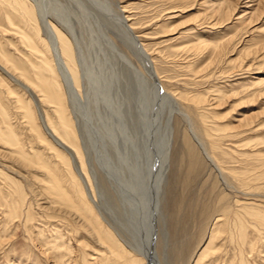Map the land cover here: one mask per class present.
Here are the masks:
<instances>
[{"label":"rangeland","instance_id":"1","mask_svg":"<svg viewBox=\"0 0 264 264\" xmlns=\"http://www.w3.org/2000/svg\"><path fill=\"white\" fill-rule=\"evenodd\" d=\"M37 1L41 4L38 7L45 9L55 24L62 28L64 25L75 36L84 83L80 94L72 95V110L82 132L83 160L103 213L109 216L119 236L131 241V245L133 242L136 244L133 245L137 254L145 248L146 232L155 210L152 188L156 184L154 177L157 176L154 175L159 170L165 147L161 144L166 141L169 116L172 137L163 212L167 216L169 231L176 234L173 232L172 251L180 247L181 239L186 235L188 241L187 249L180 251L182 254L175 258L174 264H194L195 255L209 241L207 237H210L218 219L229 222L234 219V213H244L245 210L264 213L263 23L252 30L247 29V25L234 24L231 29L219 31L210 28V20L197 18V15L205 13L206 6L193 0L187 4L184 0ZM186 5L195 9L172 18L173 12L170 11ZM5 13L13 17L14 26L6 21ZM116 15L126 16L133 30L138 32L155 63L159 84L177 96L183 107H189L185 108L192 115L196 129L202 133L207 148L227 173L224 178L202 155L184 121L174 112L170 115L171 108L165 95L160 91L161 95L159 90L157 92L153 83L147 81L144 62ZM18 28L33 37L35 35L22 16L15 11L3 12L0 7V51L37 83L32 64L41 65V57L33 53L35 51L21 37L24 33ZM171 31L175 33L168 34ZM198 37L206 42L208 51L207 48L198 50L199 46L193 47ZM230 38L231 44H227ZM217 42V52H211V43ZM35 45L38 50L46 52V59H51L42 39L34 41ZM43 74L50 82L53 81L45 70ZM257 78L262 81L261 84H256ZM14 87V95L24 106L13 107L14 110L10 111L13 128L31 155L35 154L37 159L38 154L51 164V169L59 174L64 188L72 195L62 164L53 153L48 152L47 143H42L36 132L29 129L31 123L23 116L24 109L33 108L36 112L35 105L30 104L31 98L22 88ZM221 95L224 97L218 99ZM198 96L207 97L202 107H206L204 110L208 112L211 137L205 136L198 111L191 105L192 98ZM214 102V108L208 105ZM217 103L219 107H215ZM48 115L51 121H56L53 112H48ZM244 116L246 120L242 123L237 120ZM35 118L34 129L38 127L41 130L38 134L44 135L43 138L48 141L37 113ZM7 165L12 166L16 173L6 170ZM0 168L9 172L15 182L23 186L26 194L22 202L8 183L0 178V264L104 262L105 255L98 253L104 252L105 247L83 228L84 220L57 208L53 209L55 214L51 212L54 203L42 190L50 179L44 170L34 168L25 172L19 163L3 160L0 161ZM10 202H18L19 212H13ZM116 210L122 213L121 216ZM122 215L128 217V222L132 220L129 225L127 221L120 222L118 218H125ZM251 220L249 216L242 219L248 233L242 251L248 258V264H264V242L255 231L256 227L259 228L257 222ZM260 229L264 232V228L260 226ZM220 238L213 244L215 255L202 264L239 263L241 252L236 244L228 239L226 233ZM159 240L158 234L159 247L156 246V251L159 262L166 264L162 239ZM252 245L259 247V252L252 250Z\"/></svg>","mask_w":264,"mask_h":264},{"label":"bare ground","instance_id":"2","mask_svg":"<svg viewBox=\"0 0 264 264\" xmlns=\"http://www.w3.org/2000/svg\"><path fill=\"white\" fill-rule=\"evenodd\" d=\"M185 1L187 4L189 3V1L191 2L192 0H184V2ZM193 1L197 2V4H200L198 2H201L202 5L206 6V9L204 11L205 13L203 15L202 14L197 15L198 16L197 18L203 17L206 19V21L210 20L212 24L211 26L209 25L210 28H215L219 31L231 29V26L234 24H242L243 26L247 25L248 27L247 29H251V30L257 27L258 24H261V23L264 24V0H193ZM29 2H32L33 4L32 3L29 4ZM39 2L40 1H37V0L35 1L34 0H0V7L3 12H5V10L15 11L17 14L23 17V21L27 23L28 29L31 32L33 31V33H35L33 37L31 36V34L26 33L25 31L22 32V30L18 28L22 33H24L21 37H23L25 42L28 43L27 45H29V47H31V49L35 51L33 53L41 57L40 62H42L41 65L32 64L33 74L38 80L37 83H35L28 77L29 74L20 70L19 67L16 65V63L11 58H9L6 54L2 53V50L0 51V86L2 87V88L0 87V107H1L0 109V161L1 160L7 161V162L13 161L15 163H19V165L21 166V169L25 172H30V170H33L34 168H40L46 172L47 176L50 179L48 180V182L44 184V187L42 190L44 192V195H46L52 200L51 201L52 204L54 203L52 206L51 212L54 211L53 209L57 208L61 211H65V212L67 211L68 213L74 214V216L76 215L80 219L84 220V222L82 223L83 228H85L91 236H94V238H97V240L101 243V246L105 247L104 252L98 251L99 252L98 254L105 255L106 257L104 262H102V264H160L159 262L160 260H159V257L156 251V246H158V234L160 236V240L162 239L161 241L160 240L159 241L162 244V248H163L162 254L165 259V263L174 264L175 258L179 256L180 253L182 254V252L180 251L187 249L186 246H187L188 241H187V235H186L185 237H183V239H181L180 247L179 248L177 247L176 249H174V251H172L173 249L172 245L174 244L173 240L176 234L173 231L175 234L173 235V232L169 231L167 216L163 212L164 211L163 200L165 199L164 198V193H165L164 187H165L166 180H167L166 176H167V168L169 166L170 142H171V137H172L171 136L172 135V125L170 122L171 116L169 117L167 116L168 123H167V128L165 129L166 134H167L166 141L164 144H161L165 147L162 152V157L160 158V165L158 167L159 170H157V174L155 173L154 175V176H157V178L154 177V179H156L155 181L156 184H154L155 187L152 188L154 190L153 191V197H154L153 205L155 207V210H154V213L152 214L149 231L146 232L147 242H146V245L144 244L145 248L144 250L139 251V253L137 254V250L134 249L135 248L134 246L136 244L133 242V244L135 245L133 244L131 245L130 243L131 241L129 242L124 237L119 236V233L117 229L114 227V225H112L109 216L108 215L106 216L103 213L101 204L97 200V196L94 190V185L92 184L91 176L89 175V171L87 167L85 166V163L83 160V149H82L83 142L81 140L82 132H80V129H79L80 127H78V124L76 123L78 122V120L77 121L75 120L76 118L73 115L74 112L72 110L73 108L72 95H75V96L79 95L81 92V88L83 87V83H84L83 78H82L81 69H80L81 64L79 63L78 52H77L78 50L76 47L75 36L71 33V31L68 28L67 29L64 28L65 26L63 24H62L63 28L62 26L61 27L58 26L57 25L58 23L55 24L49 18L47 11L45 9L38 7V6H41ZM193 9H195V7H193L192 5H186L182 9L181 8L174 9L170 12H173L174 17L172 18H175V17H178L180 13L189 12L190 10H193ZM116 16L119 19L121 26H123V29L126 31L128 36L130 37L131 44L135 46V50L140 55L141 60H143L144 62V65H145V68L148 74L147 81L153 83L152 86L154 85L153 87L157 92L159 90V93L161 91L165 95V97L167 98V103L169 107L171 108L170 115H172V113L174 112L176 113L177 116H179L182 119V121H184L185 125L187 126L189 134L191 135L192 139L197 144V146L200 148L202 155L209 162V164L215 169L218 175L221 178H224L225 177L224 174L226 172L224 173V170L222 168L223 166L220 165V163H218L215 160L216 158L212 155V153L207 148L206 143H205L206 139L204 138L202 133H199L198 130L196 129L197 125L195 126V122H194L192 115H190V112L185 108L188 106L184 105L183 107L178 101L179 98H177V96H175L173 93L169 92L161 84H159L160 82H159L157 70L154 65L155 63L150 57V53L144 46V43L140 39V36L137 34L138 32L136 33L133 30V27L132 25L129 24L126 16L124 15H116ZM5 19L10 25L14 26L13 17L11 15L7 13ZM10 28L12 29V27ZM3 31H8V30L3 29ZM173 33H175V31H171L168 34L171 35ZM15 35H17V33ZM38 38L42 39V41H44L45 44L47 45V48L49 51L48 54H51V59H46L47 58L46 52L43 51V49L38 50L39 47L37 48L36 45L35 47L33 46L34 41L36 42ZM201 38L202 37H198L197 41L193 43L194 46L193 45L192 46L193 47L199 46L198 50H204L205 48H207V51H208L206 42L202 41ZM232 38L228 39L227 44H231ZM210 47L212 49V51L211 50L210 51L215 53L218 50L219 43L218 42L211 43ZM44 70L47 72V74L51 75V79L53 81L50 82L48 77L44 76L43 74ZM257 80L258 81H256V84L262 83L260 79L257 78ZM12 85L15 87L22 88L31 98L30 104L33 103L35 105L36 112H35V109L33 108L26 109V110L24 109L22 110L24 113L23 116L26 118V121L29 124L31 123V126L33 127L32 128L30 126L31 128L29 129H32L33 130L32 132H36L38 136L37 138H39L42 143L44 141L47 143L45 147L48 148L49 150L48 152L53 153V155L62 164L64 171H66L67 173L65 181H67V183L71 186L72 195L69 190L64 188V185L62 183V180L59 174H56L51 169L50 167L51 164L49 165L46 159L41 158L38 154H36L37 159H36L35 154L31 155V152H29L28 149L25 147V145H23L22 143L23 141L20 140L17 132L13 128L10 113L14 110L13 107L22 108L24 105L21 104L22 101L20 100V98L14 95ZM221 97H224V95H221L218 99H220ZM206 99H205V96L204 98L201 96L193 97L191 105H194L195 108L197 109L199 119L201 120V123L203 125L202 129L206 133L205 136L208 137L213 134H211L210 128L208 125L209 124L208 123V118H209L208 112L204 110L206 107L205 108L202 107V103L206 104V101H207ZM214 104L215 102L213 104L211 103L208 105H212L214 108ZM215 107H219V103H217ZM201 108L203 109L201 110ZM50 111L53 112V114L56 116L55 122L51 121V119L49 118L48 112ZM19 113H20V110L18 111V114ZM36 113L38 114V119H39L38 121L41 122V125L45 133L49 137L48 139L50 141L49 140L47 141L45 139L46 137L43 138L44 135L43 136L40 135L41 130L39 131L38 127L34 129L35 123H36V118H35ZM137 116H136V119H138ZM237 120L242 123V121L246 120V116H244V118L237 119ZM159 152L161 151L159 150ZM5 167H6V170L10 171L11 173L13 174L16 173L13 171L12 166L7 165ZM8 173L9 172L3 171L0 168V178L3 179L5 183H8L10 188L13 189L15 193H17V197L20 198L19 200H22L23 202L25 199V195H26L24 192L23 186L20 184H17L14 178L10 176ZM122 203L123 202H121V204ZM10 205L13 206V212L15 213L19 212L20 207L18 205V202L16 203L10 202ZM117 207L118 206H116V209ZM120 207H122V205ZM48 208L50 209V207ZM118 210L116 211L117 213L119 212L120 214L119 216H121L122 213H120V211ZM121 212H122V209H121ZM234 214H235L234 219L229 222L227 221L221 222L220 219L217 220V222L214 224L210 232V237H207L209 241L207 242V244H203L200 247V250L198 251V253L195 255V259L193 260L194 264H202L207 258H211L215 255L216 250H213V244L219 241L221 239L220 237L224 233L227 234L229 240H231L232 242L236 244L237 248H239L241 252L238 264H248V258L247 256L243 254V251H242V247L245 244V239L248 237V233L245 229V224L242 222V219L245 216H249L252 219L251 221L254 220L255 222H257L259 228L256 227L255 231L257 232L258 235H260L261 237L260 240L264 242V235H263L264 232L260 229V226L264 228V213H261L260 211L250 212L249 210H245L244 213H241L238 211ZM126 217L125 218L121 217L118 219L120 220L121 223L122 222L125 223L127 221ZM129 222L127 221V224ZM179 225H180V222H179ZM248 225L250 224L248 223ZM219 226L224 227V228L220 229L218 228ZM142 228L144 229V227ZM123 231H124V226H123ZM142 243H144L143 240H142ZM137 246L139 245L137 244ZM258 248L252 245V250L259 252ZM108 251L109 253L107 254ZM194 254H191V255L194 256ZM216 264H220V263L217 262Z\"/></svg>","mask_w":264,"mask_h":264}]
</instances>
